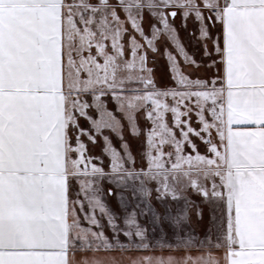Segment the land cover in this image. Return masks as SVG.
I'll use <instances>...</instances> for the list:
<instances>
[{
  "label": "snow or ice",
  "instance_id": "obj_1",
  "mask_svg": "<svg viewBox=\"0 0 264 264\" xmlns=\"http://www.w3.org/2000/svg\"><path fill=\"white\" fill-rule=\"evenodd\" d=\"M0 264H264V0H0Z\"/></svg>",
  "mask_w": 264,
  "mask_h": 264
},
{
  "label": "rangeland",
  "instance_id": "obj_2",
  "mask_svg": "<svg viewBox=\"0 0 264 264\" xmlns=\"http://www.w3.org/2000/svg\"><path fill=\"white\" fill-rule=\"evenodd\" d=\"M156 77L158 81H163V83H167V77H166V65L165 62L163 60H161L158 65H157V72H156ZM109 107L112 108L114 107V105L109 104ZM169 122H171V117L169 116ZM200 146V151L203 152L204 149ZM97 151H99L97 149Z\"/></svg>",
  "mask_w": 264,
  "mask_h": 264
},
{
  "label": "crops",
  "instance_id": "obj_3",
  "mask_svg": "<svg viewBox=\"0 0 264 264\" xmlns=\"http://www.w3.org/2000/svg\"><path fill=\"white\" fill-rule=\"evenodd\" d=\"M201 74H202V75L204 74V73H203V70H201ZM201 147L203 148V145H201ZM202 148H201V149H202Z\"/></svg>",
  "mask_w": 264,
  "mask_h": 264
}]
</instances>
